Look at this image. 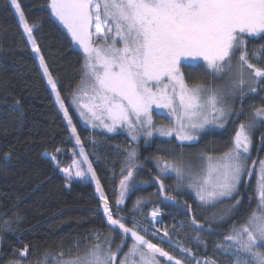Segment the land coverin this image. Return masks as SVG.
Segmentation results:
<instances>
[{"label": "trees", "instance_id": "obj_1", "mask_svg": "<svg viewBox=\"0 0 264 264\" xmlns=\"http://www.w3.org/2000/svg\"><path fill=\"white\" fill-rule=\"evenodd\" d=\"M21 1L29 22L38 25L33 33L44 63L59 81V92L66 97L81 80L82 53L67 28L53 15L50 0ZM263 42L264 34L252 40L247 37L250 48ZM182 71L191 85L210 86L215 82L214 73L203 64L196 67L184 64ZM256 94L246 93L238 100L241 105L237 108L239 116L233 121L234 128L229 125L223 129H209L201 133L195 143H181L174 137H156L148 143H137L130 182L133 186L126 193L119 214L116 200L119 199L120 181L127 175L129 165L126 149L132 144L127 145V140L123 143L125 140L120 136L100 139L93 167L113 206L114 218L124 217L122 222L132 227L135 217L144 227L146 213L154 206H161L164 211L159 223L161 228L171 230L183 222L180 229L188 233L187 242L197 254L216 258L215 247L224 244L225 237L234 229L246 226L249 216L258 212L255 178L259 161L264 159V124L258 122L251 132V158L257 162L253 176L242 182L239 195L229 199V202L239 200L240 203L219 209V212L199 203L174 176H161L155 162L157 159L180 161L182 156H196L205 149L217 152L226 149L235 127L247 124L252 113L264 107V101ZM67 108L71 124L53 97L14 7L9 0H0V264H56L51 257H59L61 253L69 257L77 246L83 247L82 253H86L97 233L101 234L98 241L101 244L110 237L114 252L121 243L120 232L107 223L94 184L71 182L62 174V169L73 162V153L81 149L76 135L82 147L89 146L94 135V130L84 124L71 102L67 103ZM99 136L103 137V133L99 132ZM160 182L164 185L163 191ZM165 196L175 197V201L165 200ZM138 200L142 207L137 212L134 204ZM193 217L203 225L202 229L192 225ZM197 235L199 239L190 240ZM131 243L130 238L125 242L117 254L116 264ZM162 245L177 254L169 245ZM25 247L27 255L22 258L20 253ZM260 250L264 252V246Z\"/></svg>", "mask_w": 264, "mask_h": 264}, {"label": "snow or ice", "instance_id": "obj_2", "mask_svg": "<svg viewBox=\"0 0 264 264\" xmlns=\"http://www.w3.org/2000/svg\"><path fill=\"white\" fill-rule=\"evenodd\" d=\"M10 3L23 33L38 54L47 84L55 93L59 107L67 115L57 81L48 71L43 56H39L40 49L33 35L38 25L29 22L19 0H10ZM50 8L86 53V83L81 86L80 93L87 96L90 103L81 104L80 115L93 127L97 126L95 121L99 120L109 132H115L118 126L126 127L133 140L142 133L146 137L158 134L180 141H195L198 137L193 133L214 125L224 127L221 120L235 113L226 112L221 91L200 84L190 87L181 71L182 63L196 67L203 60L214 74L223 73L225 68L234 71L236 78L231 82L232 94L243 95L245 86L254 93L256 89L252 84L264 80V68L250 63L247 41L244 39L245 36L254 38L264 34V0H50ZM94 37L103 43L94 45ZM117 40L122 47L116 46ZM255 56L256 53H253ZM80 93L73 96L74 101ZM154 107L166 110L161 114L169 116L174 126L157 127L152 118ZM98 113L106 116L110 123H104ZM258 122L264 124V108H257L247 124H239L230 151L215 161L210 156L206 157L207 168L202 177L189 175V179L193 180L189 186L196 189L200 201L210 203L239 195L245 177L249 180L252 178L253 171L246 160L252 148L251 132ZM72 133H76L74 126ZM76 143L81 144L83 161L88 162L78 135ZM135 158V151H129L127 175L120 181L119 199L116 200L117 214L126 193L133 186L130 182ZM52 159L55 160V156ZM159 163L162 172L173 171L178 177L183 174L181 167L166 161ZM256 163L253 161L254 166ZM74 166V173L71 167L62 171L69 179L74 176L84 180L85 171L75 161ZM86 172L95 181L107 223L114 231L120 232L121 243L114 252L110 237H106L103 244L90 245L83 256L65 259L61 253L59 257H51L56 264H116L117 254L129 238L132 243L123 253L119 264H159L158 256L174 264H183L141 235V232L148 233V229L140 225L135 217L132 218V227L122 222L124 217L114 218L90 162ZM159 187L163 191L162 182ZM256 191L259 214L253 212L246 226L234 229L233 234L225 237L231 252L224 244L218 246L225 255H232L236 264H264V252L259 251L264 246V160L259 161ZM164 199L175 201V197L165 196ZM239 203L237 200L236 204ZM141 207V201H136L134 211L138 212ZM160 215V210L154 209L149 217L154 221ZM191 223L195 228H203L195 217ZM100 235L97 233L96 238L99 239ZM159 238L173 243L167 231ZM196 238L199 239V236ZM174 246L195 260L190 249ZM27 251L25 247L20 253L22 258ZM196 264L201 262L196 261ZM203 264H215V261L204 260Z\"/></svg>", "mask_w": 264, "mask_h": 264}, {"label": "rangeland", "instance_id": "obj_3", "mask_svg": "<svg viewBox=\"0 0 264 264\" xmlns=\"http://www.w3.org/2000/svg\"><path fill=\"white\" fill-rule=\"evenodd\" d=\"M19 3L21 4V7L23 8V6H24L23 1L19 0ZM57 20L60 23H62L58 18H57ZM33 35H34V33H33ZM70 35H71V33H70ZM25 36H26V34H25ZM258 37L251 38V40L252 39H257ZM34 38H35V35H34ZM93 39H94V45H99V44L103 43V41L96 40L95 37ZM244 39L247 41V36H245ZM35 40H36V38H35ZM73 42L75 43V45L79 48V50L82 53V56L84 58V66H83L84 69H83V73H82L80 82L69 93L68 96L63 97L61 95V93L59 92L60 93V98L63 101L65 108L67 109V115H65V112L59 107V104H58V102L56 101V98H55V93H53V97H54L58 107L60 108L62 113L65 115V117L68 120V122H69V120L71 121V119H70V116H69L67 103L71 102L72 105L74 106V108L76 109L77 113L79 114V116L83 120L84 124L94 130V135L92 137L90 145L86 146V147H83V154L87 155L88 162L91 163V167H92L93 170H94L93 165H94V162L96 160V155H95L96 154V150H95V148H96L97 142L100 139H102V138L110 139V138H112L114 136H120L123 140H125L123 143H126V140H127V145H128V143H129V145L132 144L126 149V157L125 158H126V160H128V152L129 151H135V153H136V150H135L134 147H135V145L137 143H140V142L148 143V142H151L154 138L162 137V136H159L158 134H154L152 137H146V136H144L141 133L139 135L138 139L133 140L131 138V135L128 133L127 128L124 127V126H118L115 132H109L106 128H104L100 124L99 120L95 121V124L97 125L96 127H93L92 123H89V122L85 121V119L80 115L81 104L82 103H85V104L86 103H90V101H89L87 96H85L82 93H80V88H81V86L83 84L86 83V76H85V72H86V69H85L86 53L83 51L82 46H80L77 41L73 40ZM29 43L31 45L30 41H29ZM36 43H37V41H36ZM109 43H111V41H109ZM116 46L117 47H122L123 45H122V43L119 42V40H117ZM31 47H32V45H31ZM247 49H248V53H249V61H250V63L255 62L254 65L256 67L264 68V42L262 44L258 45L257 47H251L250 48L247 45ZM34 53H35L36 58H37V60H38V62L40 64V61H39V58H38V54L35 51H34ZM253 53H256L255 57H253ZM39 56H41L40 53H39ZM256 63H258L260 65H256ZM184 64L185 63H183V65ZM199 64H203V65L207 66L206 62L203 61V60H200L197 65H199ZM183 65L182 64L180 65L181 71H182V66ZM233 66H235V60L233 61ZM41 69L43 71L42 67H41ZM209 70L211 71V69H209ZM43 74H44V72H43ZM214 75H215V82L213 84H211L210 86H206V87H208L209 89H212V90L221 91L223 93V95H224L223 107L225 108L226 112L227 111H231L232 113H235V114L234 115H228L226 120H224V119L221 120V123L224 124V127H219L218 125H214V126L206 127L203 131H198V132L193 133L194 135H196L198 137V139H199V135L201 133H203V132H205V131H207L209 129H223V128L228 127L229 125H231V127L234 128L235 125H234L233 121H235L238 118L239 114L237 113V108L240 107V105H241V102L238 101V100L242 99L245 96L246 93H252V92H249L248 87L245 86V88L243 90V92H244L243 95H241L240 93L232 94V92H231V86H232L231 82H232V79L236 78L234 71H229L227 68H225V71L223 73L214 74ZM184 77H185V75H184ZM245 79H246V81L248 80V74L247 73L245 74ZM185 80H186V78H185ZM186 82H187V80H186ZM57 84H59V81H57ZM188 85L190 87L194 86V85H191L189 83H188ZM252 86L255 87V89H256V91L254 93H257L256 95H258L259 98H261L264 101V80H262L259 84L253 83ZM77 93H80V94L78 96V99H76L74 101L73 100V96L75 94H77ZM236 101H238V102H236ZM238 103H240V104H238ZM218 106H220V105H218ZM262 108H264V107H262ZM163 111H166V110L156 109L155 107L153 108L152 118H153V121H154L155 125L157 127H159V126L173 127L174 124H173L172 120L169 118V116L161 114V112H163ZM98 115H101V114L98 113ZM101 119H103L104 123H110V120L106 116L101 115ZM71 127H73V126L71 125ZM238 127H239V124L234 129V132H233V134L231 136V139L229 141L228 147L226 149H224L223 151H221V152H217L215 149H209L208 151L205 149L204 152H202V153H200L199 155H196V156H194V155L192 157H188V155L187 156H182V159L180 161L179 160L170 161V160H166V159H157L155 164L157 166V169H158L160 175L161 176H174L175 178H177L180 186L185 188V189H187L190 193H192L196 197V199H197V201L199 203H201L203 205H206L207 208L210 207V208H208V210L211 209V208H214L216 210V212H219V209H221V210L222 209H226L228 206H232L233 204H236V201H234V202L230 201L229 202V199H230L229 197L220 198V199H218V200H216L214 202H210V203H204V202L200 201L199 198L196 195V189L194 187H190L189 186L190 184L193 183V180L189 179V175H191L193 178L202 177L205 174L204 170L207 168L206 157L210 156L215 161V159H217L219 157H222L225 152L230 151L231 148H232V138L235 135V131L238 129ZM99 132L103 133V137L99 136ZM76 134H77V132L75 133V135ZM166 138L170 139L172 137H166ZM197 140H195V141H180L179 140V141L181 143H195ZM251 140H252V136H251ZM252 144H253V142H252ZM73 155H74V160H73V162L71 163V165L68 168L71 167L72 170H73V173H74L75 172L74 161L77 162L79 164L81 170L85 171L86 178L84 180H79V179H77V178H75L73 176L71 179H69L64 174L63 171H62V174L65 177H67L68 180H70L71 182L78 183V182H88L89 181V182H92L94 184V186H95V181L91 180V175L86 172V170L88 168V162H84L83 161V155L81 154V149L78 150L77 152L73 153ZM251 157H252V148H251L250 155H249V157L246 160V163L248 164L249 169L253 171L254 170L253 169L254 165H253V159ZM160 161H166L169 164H174V165H176L178 167H181L183 174L178 177L177 174L175 172H173V171L162 172L161 169H160V163H159ZM68 168H66V169H68ZM258 172H259V165H258L257 170H256V178H255V188L256 189H257V174H258ZM244 180L248 181V178L245 177ZM109 207L113 209V206L111 204H109ZM154 209H159L161 215L159 216V220L152 221V220H150V217H149V214H150L149 211L150 210L153 211ZM150 210L146 213V222L144 223V227H146L148 229V233L141 232V235H145L146 239L151 240L152 243L157 244L160 248H162L164 251L168 252L171 256L175 257L176 259L181 260L183 262V264H196V261H200L201 264H203L204 260L215 261V264H236V260H235V258L232 255H225L222 252V250H220L218 248V246L221 245V244H218L215 247V253L217 254L216 258L204 257V256L198 255L197 252L191 247V243L187 242V239L189 238V236L187 235L188 233L186 234L185 231L180 229L181 228V223L179 224L178 227H173L171 230H166L165 227L161 228L159 226V223L162 221V218H163V215H164L163 208L161 206L157 205V206L152 207ZM257 214H259V212H257ZM156 221H158V222H156ZM164 231L168 232V236L170 237V239L173 242L172 244H169V243L165 242L163 239L159 238V237L163 236ZM99 239H100V237H99ZM99 239H97L96 235H94L93 238H92L93 245L99 243L98 242ZM190 240L194 241V240H197V238L191 237ZM162 243H165V244L169 245L171 248H173L177 252V254L168 251L166 248L163 247ZM174 245H179V246H182L183 248L190 249L191 253L195 256V260H193L190 256H187V255L183 254L179 250V248L177 246H174ZM224 247L226 249H228L229 252L232 251L228 247V245L226 243H224ZM260 248H259V251H261ZM82 249H83V247L77 246L76 250L71 252L72 254H70L71 256H69V257L83 256L85 253H82L83 252ZM1 256H2V254H1V249H0V257ZM69 257L65 256L64 258L67 259ZM241 259H246V257H241ZM157 260L159 261V264H174V262H168L166 258L159 257V256L157 257ZM11 264H23V263L22 262H15V263H11Z\"/></svg>", "mask_w": 264, "mask_h": 264}, {"label": "bare ground", "instance_id": "obj_4", "mask_svg": "<svg viewBox=\"0 0 264 264\" xmlns=\"http://www.w3.org/2000/svg\"><path fill=\"white\" fill-rule=\"evenodd\" d=\"M156 220H159V217H158ZM156 222H157V221H156Z\"/></svg>", "mask_w": 264, "mask_h": 264}, {"label": "built area", "instance_id": "obj_5", "mask_svg": "<svg viewBox=\"0 0 264 264\" xmlns=\"http://www.w3.org/2000/svg\"><path fill=\"white\" fill-rule=\"evenodd\" d=\"M150 213H151V211H150Z\"/></svg>", "mask_w": 264, "mask_h": 264}, {"label": "flooded vegetation", "instance_id": "obj_6", "mask_svg": "<svg viewBox=\"0 0 264 264\" xmlns=\"http://www.w3.org/2000/svg\"><path fill=\"white\" fill-rule=\"evenodd\" d=\"M182 65H183V63H182Z\"/></svg>", "mask_w": 264, "mask_h": 264}]
</instances>
